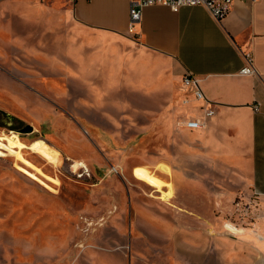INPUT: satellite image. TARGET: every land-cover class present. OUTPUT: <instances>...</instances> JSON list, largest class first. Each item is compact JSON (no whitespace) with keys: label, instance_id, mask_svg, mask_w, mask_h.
Segmentation results:
<instances>
[{"label":"rangeland","instance_id":"374dc122","mask_svg":"<svg viewBox=\"0 0 264 264\" xmlns=\"http://www.w3.org/2000/svg\"><path fill=\"white\" fill-rule=\"evenodd\" d=\"M64 11L0 0V135L61 154H0V264H247L254 197L216 195L181 148L193 91L136 46L74 39Z\"/></svg>","mask_w":264,"mask_h":264},{"label":"crops","instance_id":"0c3cea01","mask_svg":"<svg viewBox=\"0 0 264 264\" xmlns=\"http://www.w3.org/2000/svg\"><path fill=\"white\" fill-rule=\"evenodd\" d=\"M54 1L64 3L62 14L74 39L84 36L109 50L136 46L164 61L177 80L186 74L199 79L215 114L205 117L198 109L203 101L191 96L190 105L196 106L191 115L204 125L189 129L194 141H183L181 148L186 154L194 148L197 163L218 173L209 177L216 195H244L247 202L254 197L259 219L247 224L243 240L247 264H264V0L236 1L221 19L203 5L178 10L149 5L135 35L129 32L131 0ZM249 55L258 74L241 73ZM256 102L261 103L258 111Z\"/></svg>","mask_w":264,"mask_h":264},{"label":"built area","instance_id":"2783aa9c","mask_svg":"<svg viewBox=\"0 0 264 264\" xmlns=\"http://www.w3.org/2000/svg\"><path fill=\"white\" fill-rule=\"evenodd\" d=\"M236 1H249L254 2L257 0H131V10H130V22H129V32L135 33V26L142 19L143 8L149 5H167L173 10H178L180 7L185 5H203L207 7L212 15L216 19H221L224 17L231 9L232 5ZM242 74H258V70L253 63L252 57L248 56V64L241 69ZM183 82L185 86L189 87L196 99L202 100L201 109L204 112L205 117H210L215 114V109L212 106L211 100H209L200 85L199 79L192 74H186L183 76ZM261 103L256 102L253 104V108L258 111L260 110ZM184 125L189 129H198L204 125V121L199 118H188L184 122Z\"/></svg>","mask_w":264,"mask_h":264},{"label":"bare ground","instance_id":"6f19581e","mask_svg":"<svg viewBox=\"0 0 264 264\" xmlns=\"http://www.w3.org/2000/svg\"><path fill=\"white\" fill-rule=\"evenodd\" d=\"M23 149H29L33 153L42 156L47 160V162H51L56 165L60 161V152L41 139L32 140L28 143V141H24L17 133L0 135V154H5L6 152L17 156L23 151ZM147 172L149 175H152L148 170ZM152 176L157 181H163L154 175ZM164 194L166 195V193Z\"/></svg>","mask_w":264,"mask_h":264},{"label":"water","instance_id":"95a60500","mask_svg":"<svg viewBox=\"0 0 264 264\" xmlns=\"http://www.w3.org/2000/svg\"><path fill=\"white\" fill-rule=\"evenodd\" d=\"M33 130H34V128L32 125H27L26 127L21 129V131H23V132H31Z\"/></svg>","mask_w":264,"mask_h":264}]
</instances>
